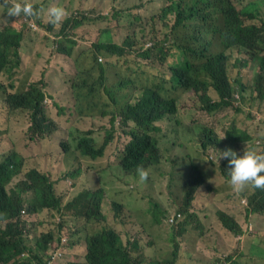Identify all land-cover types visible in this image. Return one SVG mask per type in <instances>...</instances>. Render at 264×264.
Segmentation results:
<instances>
[{
  "label": "trees",
  "instance_id": "trees-1",
  "mask_svg": "<svg viewBox=\"0 0 264 264\" xmlns=\"http://www.w3.org/2000/svg\"><path fill=\"white\" fill-rule=\"evenodd\" d=\"M44 1L45 12L50 6L65 10L59 24L48 20L45 25L37 20L39 12L32 3L35 15L8 18L5 13L10 0L8 4L0 0V110L28 116L31 139H44L47 149L53 143L50 168L64 169L57 181H52L46 174L47 163L38 155L39 149L0 145V152L4 151L0 155V264H85L61 250L68 237L65 223L58 224L60 236L52 252L53 233L35 237L34 244L26 238L29 231L36 232L38 225L46 223L49 211L87 224L106 220L101 184L98 189L73 194L64 203L65 193H61H68V181L80 175L91 179L96 175L128 188L124 189L128 193L125 203H115L114 207L115 218L131 231L123 239L115 229L103 228L86 239L89 254L85 259L90 264H181L177 246L170 259L144 257L140 234L155 225L167 233L174 229L194 233V242L201 248L187 252L184 264H231L235 249L226 253L211 235L220 226L224 234L216 241L229 236L235 243L245 233L241 226L245 214L235 206L242 190L256 187L249 184L235 190L230 184L228 159L220 157V153L231 148L238 155L244 150L264 154V112L258 114L257 110L264 104V24L242 28L231 0H145L148 4L137 0H78L79 12L70 7L77 0ZM149 4L157 8L156 15H152ZM99 5L105 6L106 15L100 14ZM208 10L221 14L223 22L217 20L213 25L208 21ZM172 16L170 32L161 33L157 24L162 22L166 30ZM111 19L114 26L108 21ZM87 23L89 29L83 36L89 41L81 53L83 59L88 57L94 63H89L88 68L79 60L59 64L55 52L73 58L77 46L73 31ZM211 27L220 35L222 44L248 50L243 64H228V52H238L236 48L220 55L211 53L205 43L206 30ZM41 30L49 33L47 38L53 45L48 58L44 57ZM119 31L122 41L115 35ZM107 33L108 38L101 40ZM101 57L104 63L99 61ZM111 67L116 69L114 75ZM98 69V83L90 81V73ZM112 77L121 82L110 88L106 81ZM57 85L64 92L51 94L49 87ZM185 94L199 98L202 109L212 114L210 121L193 123L176 116L179 100ZM239 114H246L247 119ZM222 116L227 122L217 126ZM165 123L172 126L168 141L179 160L174 163L176 173L163 191L164 199L157 194L158 183L149 168L160 162L161 149L155 137L165 136ZM190 123L192 126H183ZM220 128L228 129L222 135ZM80 156L88 162L82 164ZM179 163L185 168L182 172ZM71 164L77 167L76 172H66ZM138 166L148 171L146 180H140ZM180 174L184 183L177 186ZM202 194L210 195L208 204L221 210L216 212V219H211L209 208L195 207L196 197ZM133 195L136 200L125 215ZM247 200V212L264 214V190ZM181 204L182 209L169 217V209ZM164 212L168 213L166 218L162 217ZM145 214L149 216L143 222Z\"/></svg>",
  "mask_w": 264,
  "mask_h": 264
},
{
  "label": "rangeland",
  "instance_id": "rangeland-1",
  "mask_svg": "<svg viewBox=\"0 0 264 264\" xmlns=\"http://www.w3.org/2000/svg\"><path fill=\"white\" fill-rule=\"evenodd\" d=\"M24 1V0H20ZM72 1V0H71ZM141 4H148L145 0H137ZM28 2L35 5V8L38 9V14H36V19L43 21L45 25H48V20H50L48 12L44 11V5L46 1L43 2V0H28ZM43 2V3H42ZM65 2V0H64ZM64 5V4H63ZM120 5V4H117ZM255 7L252 12L255 16L254 20H249L248 17H245V23L246 24H257L261 25L264 24V0H240L237 2V7L241 10L250 11L251 7ZM70 7L73 8L74 11L79 12V1L76 2L73 1L72 4H70ZM84 7V6H83ZM85 8V7H84ZM149 9L152 13V15L157 14V8L154 7L152 4H149ZM98 10L101 15H106L107 12H105V6L99 5ZM3 13V8L0 6V15ZM85 16L89 17L88 12L83 13ZM36 20V21H37ZM35 21V22H36ZM110 25L114 26L112 19L108 20ZM24 22V21H23ZM169 27L164 30V25L162 22H159L157 24V29L161 33H169L170 27L174 23L173 16L171 19H169ZM37 25V23H36ZM89 25L88 23L80 28L79 30L73 31L75 35L74 42L77 44L76 48L73 50L74 56L73 58H68L66 56L60 55L57 52H55V59L56 61L65 66L68 62L79 60L81 61L79 64L84 65L88 68L89 63H94L93 61H90L88 57L83 59L81 49L83 46L87 45L89 39L85 38L83 35L86 33ZM37 29L39 32V27L37 25ZM115 30H118L117 28ZM47 33L44 30H41V38L43 40V43L45 45L44 48V57L48 58L51 53L53 52V45L51 41L47 38ZM116 38L118 41H122V35L121 32H115ZM109 34H104L101 37V40L104 38H108ZM52 39V37H51ZM229 58H228V64L235 65V64H243L244 56L237 53V51H229L228 52ZM101 63H104V58L101 57L99 59ZM26 63V56L23 54L22 56V67H25ZM253 68L257 69L256 64H250ZM110 73L114 75L116 73V69L111 67ZM55 74H58L56 72ZM101 74L100 70L98 69V72H92L90 73V76L88 79L92 82L99 81V75ZM86 78V77H85ZM50 81V80H49ZM59 81V80H57ZM121 81L118 80V78H110L107 79L106 84L108 87L113 88L115 83L119 84ZM252 84V82H249V85ZM50 93L55 95L57 93H63L64 90L60 89L59 86H51L49 87ZM101 91H103V87H101ZM213 99L214 94L211 93ZM62 101V100H61ZM257 110L259 111L258 114H261L264 112V104L258 105ZM211 115L207 112H205L202 109V102L199 100L197 96H194L193 94H185L183 95L178 103V110L176 113V116L183 117L186 119H191L194 122L197 123H205L211 120ZM239 117L247 119L246 114H239ZM214 121V120H213ZM257 121V120H256ZM227 122V119L225 117H220L216 123L217 126L224 125ZM251 122V119H250ZM190 125L192 126V123L190 124H183V126ZM0 127L2 134L0 136V145H4L7 148H14V146L23 148H28L29 150H37L41 149L43 150V156L42 160H44L47 163L46 172L51 177L52 181H57L60 172L64 169V167L60 166L59 169H51L50 168V162L51 160V152L47 151V147L45 145L44 139H31V133H30V123L29 118L26 115H19L15 112L11 114H7L5 112H2L0 110ZM65 127H67L65 125ZM164 127V135H158L155 138L159 142V146L161 149L160 153V162L155 167H150L149 170L151 172L152 178L158 183L157 188V194L165 199V194L163 191L165 190V186L167 182L169 181L170 177H172L176 170L174 169V163H176L178 158V153H176L175 148L171 146V143L168 141L170 139L171 135V129L172 126L170 124H163ZM228 128H220V133L223 135V132ZM173 138H175V135H173ZM24 144H28L29 147H24ZM49 148H53V143L48 144ZM56 147V146H55ZM37 148V149H35ZM15 151V150H14ZM38 151V150H37ZM4 151L0 152V155ZM182 162V160H181ZM180 162V163H181ZM180 163L178 165V169L180 172L184 171L185 168H182L180 166ZM111 166L112 164L109 163ZM71 166V165H70ZM120 169V168H119ZM77 167L71 166L66 172H76ZM112 171L111 169L107 172L109 173ZM65 173V172H64ZM63 173V174H64ZM105 173V174H107ZM63 174L60 176L62 177ZM184 183L183 174H180L177 180V186H182ZM102 185L103 189L105 190L103 194L105 195V199L103 202V212L106 216V220L103 222H91V223H85L84 220H81L75 217H66V216H60L57 212L49 211L47 214V220L46 223L42 224L41 226L38 225L36 232L31 230L27 233L26 238L27 241L30 244H34L35 237H39L46 233H53L55 237L54 243L50 246L51 252L55 247L58 245L57 237L60 236V232L58 229V224L65 223L66 229L64 232L69 238V244L68 246H65L62 248V251L64 252V255L69 252L70 257H74L77 260H80L81 262L85 261V254H86V239H89L96 235L98 232L103 230V228H113L115 229L120 235H122L123 239L125 237V234L127 232H130V227L126 226L122 220L115 218V207L114 204H123L125 203V194H128L125 192L124 189H128L127 187L121 186L120 184H117L115 182L109 181V180H103L100 178H97L96 175L93 176L91 179L90 177L85 176H79L77 179H71L68 181V188L69 192L63 191L61 194L65 193V199L64 203L66 204L71 200V197L73 194L79 193L80 191L86 189V190H95L98 189L99 185ZM55 189H57L55 185ZM57 192V191H56ZM213 195V193H210ZM252 192H245L242 193L241 200L238 204L242 205V210L240 212H243L245 216L243 217L242 224L246 229L245 235L247 238L245 239L243 245V248L247 247V250L243 252V254L240 253L239 250H237V247L239 246L238 239L231 240L229 236H226L224 239L220 241H216L220 238L222 234H224V229H222L220 226L216 228L214 233L211 235L212 239L215 240L216 245L223 247L226 253H230L232 250L235 249L233 257L239 261L240 264H264V214H255L251 216L249 212H247V205H248V197L252 196ZM155 196V195H153ZM210 195L207 196L206 194L198 195L195 200V207L202 206L209 208V213L212 214L211 219L217 218V211H221L217 208H214L208 204V199H210ZM136 198L135 195H133L132 200L125 208V215L127 208L131 205L133 206ZM222 203V202H221ZM221 203L220 206H223ZM182 209V204L178 206L171 207L169 209V217L174 215L178 210ZM100 210V209H97ZM239 211V210H238ZM163 218H166L168 216L167 212L161 213ZM149 215L145 214L142 216V221L145 222L147 217ZM251 225V229L249 226ZM184 232V233H182ZM58 233V234H57ZM141 237V244L142 252L144 253V257L147 260H167L170 259L172 256V253L175 249V247H178V254H181V264H184L186 261V253L190 252H198L199 248H201V244L198 245L194 242L195 235L193 232H186L182 229L178 231L177 229H174L172 232L167 233L166 230L163 228L155 225V226H148V230L143 231L140 234ZM225 239H228L230 242L227 244L224 242ZM193 257V256H192ZM59 264H62L61 262Z\"/></svg>",
  "mask_w": 264,
  "mask_h": 264
},
{
  "label": "clouds",
  "instance_id": "clouds-1",
  "mask_svg": "<svg viewBox=\"0 0 264 264\" xmlns=\"http://www.w3.org/2000/svg\"><path fill=\"white\" fill-rule=\"evenodd\" d=\"M238 1L240 0H231L230 2H231L232 7L235 9L238 15V19L241 22V27L249 28L251 24L245 23V17H248L249 20H254L255 16L253 15V13H248V12H252V10H254L255 7L252 6L250 8V11L244 12L243 10L237 7ZM5 3L8 4L9 0H5ZM47 11H48L51 23H53L54 25L59 24L65 16V10L60 6H50L47 9ZM207 13L210 14L208 21H211L213 25L215 24L217 20H219L220 23L223 22V17L221 14H212L211 10H208ZM5 14L8 18H12V17H19L21 16V14H23L25 17L33 16L36 13H35V10L32 4L29 3L28 0H24L23 3H21L20 0H10V6L7 7V11ZM5 22L6 23L9 22V20L6 19ZM11 23L14 24L15 20L11 21ZM214 27H211L206 30L207 34L205 37V43L209 44L211 53H216L220 55L223 53L224 50H228L230 48H236L240 55L243 54L244 56V54H249L248 50L242 46H238V45L226 46L222 44L220 35L213 30ZM245 59L246 58L244 56V60ZM52 149L48 148L47 151L53 153L54 150ZM39 150L38 151L40 153L38 155L41 157V160H42L43 150L41 149ZM220 157L228 159V164H229L228 175L230 179V184L233 186L235 190L240 191L246 185H249V184L256 188H253L252 190L244 189L242 190V193L249 191L254 194L258 191L264 190V154H258L252 150H244L242 155H238L235 150L229 148L223 151L222 153H220ZM80 160L82 161V164H86L88 162L87 158H84L81 156H80ZM72 165L73 164H71V166ZM136 171H137V174L140 180H146L148 178V171L143 166H138ZM46 174L48 173L46 172ZM104 191L105 190H103V192ZM235 207L239 211L242 210L241 204H237ZM249 214L253 216L255 214H260V213H254V214L249 213ZM241 226L244 227L243 224ZM249 228L250 229L252 228L251 225L249 226ZM245 232H246V229H245ZM246 238L247 236L245 235V233L241 234L238 238L239 246L237 247V250H239L241 254H243V252L247 250V247L243 248V245H242ZM68 244H69V238L67 237L64 240V245L61 247V250L63 247L68 246ZM88 254L89 252L86 246L85 256L88 257ZM233 261H238V260L233 257V259L231 260V264L233 263ZM84 262L85 264H90L88 262V259L87 260L85 259Z\"/></svg>",
  "mask_w": 264,
  "mask_h": 264
},
{
  "label": "built area",
  "instance_id": "built-area-1",
  "mask_svg": "<svg viewBox=\"0 0 264 264\" xmlns=\"http://www.w3.org/2000/svg\"><path fill=\"white\" fill-rule=\"evenodd\" d=\"M173 221H174V219H173V218H171V219H170V222L172 223Z\"/></svg>",
  "mask_w": 264,
  "mask_h": 264
}]
</instances>
